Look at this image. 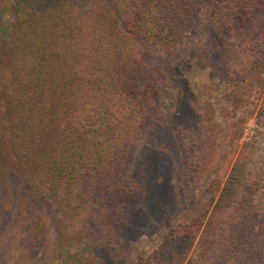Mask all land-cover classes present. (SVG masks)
<instances>
[{"label": "trees", "instance_id": "1", "mask_svg": "<svg viewBox=\"0 0 264 264\" xmlns=\"http://www.w3.org/2000/svg\"><path fill=\"white\" fill-rule=\"evenodd\" d=\"M8 9L0 26V264L26 263L41 249L43 217L58 239L77 198L89 204L81 228L89 260L125 264L98 252L118 241L155 188L152 171H125L131 144L144 136L141 158L177 160L170 194L190 211L215 134L176 125L160 91L178 83L196 51L226 99L247 105L251 73H264V0H10ZM257 99L259 123L264 92ZM197 215L171 229L195 240L190 264H264V147L257 155L253 144L239 148L213 205Z\"/></svg>", "mask_w": 264, "mask_h": 264}, {"label": "rangeland", "instance_id": "2", "mask_svg": "<svg viewBox=\"0 0 264 264\" xmlns=\"http://www.w3.org/2000/svg\"><path fill=\"white\" fill-rule=\"evenodd\" d=\"M9 3L10 0H5L1 5L2 28H6L10 18ZM193 38L200 43L205 36ZM150 53L153 61L161 59V53L152 49ZM183 64L185 73L178 77V83L175 86L165 85L160 95L167 110L172 107L176 109V125H182V128L193 126L190 128L198 135L211 131L215 134L214 142L211 140L207 148V143L204 144V150H208L205 154L206 161L204 160L202 169L196 175L197 187L191 191L197 204L187 211L179 205V201L172 198L170 193L178 171L177 160L156 162L141 158L139 150L144 136H139L131 144L133 146L125 171L130 172L131 168L136 167L142 172L152 171V175H155V188L151 199L143 203L126 229L117 234L118 241H110L106 252L99 250L103 259L107 257L111 261L118 260L125 264H138L144 260L148 264H190L195 240L179 235L172 237L171 229L211 208L243 144H253L255 155L264 147V119L261 118V123H257L260 102L257 96L264 92V73H251L249 82L253 84L254 95L252 93L248 96L247 105H237L226 99V86L213 79L209 67L198 61L196 51ZM187 141L189 138L185 137L184 145ZM88 210L89 204L79 198L71 207L66 208L58 239L43 217L44 244L26 263L20 264H101L97 259L89 260L91 248L81 235ZM106 236L113 237L112 234ZM14 261L9 260V264H15Z\"/></svg>", "mask_w": 264, "mask_h": 264}]
</instances>
